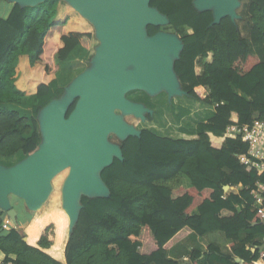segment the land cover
<instances>
[{"label": "trees", "instance_id": "1", "mask_svg": "<svg viewBox=\"0 0 264 264\" xmlns=\"http://www.w3.org/2000/svg\"><path fill=\"white\" fill-rule=\"evenodd\" d=\"M193 1L149 0L168 24L149 25L146 32L149 37L167 32L182 42L173 71L183 96L212 110V116L198 124L193 136L158 135L143 128L138 136L116 140L122 159L114 158L100 172L109 195L82 197L71 233L68 224L61 232L52 224H36L33 214L26 233L18 227L0 229V255L6 263L181 264L168 258L169 247L189 234L201 239L219 231L229 241V253L212 245L192 247L188 264H262L257 247L264 224L252 192L261 195L264 206L259 191L264 170L240 162L248 142L226 129L264 122V0H242L238 23L224 17L216 24L212 12L198 11ZM59 4L8 3L0 16V106L26 107L30 97L36 102L31 118L0 108V159H9L7 166L38 150L36 118L64 93L56 74L60 71L64 86L73 62L92 47L94 32L78 31L79 23L69 20V13L56 21ZM22 58L29 67L25 76ZM32 70L35 76L29 74ZM124 121L135 128L141 122L132 115ZM145 122L154 119L147 114ZM173 180L181 184L168 186ZM224 186L238 190L224 192Z\"/></svg>", "mask_w": 264, "mask_h": 264}, {"label": "water", "instance_id": "2", "mask_svg": "<svg viewBox=\"0 0 264 264\" xmlns=\"http://www.w3.org/2000/svg\"><path fill=\"white\" fill-rule=\"evenodd\" d=\"M44 1L7 2L32 7ZM67 1L93 25L100 46L93 68L77 76L72 81L71 90L63 88V95L41 110L37 118L44 113V138L38 150L10 168L0 166V209L13 227L18 226L17 213L10 204V197L22 200L25 208L35 213L38 210L35 204L46 196L51 178L70 167L64 189V206L72 222L68 224L71 233L82 208L81 198L109 195L100 172L114 158L121 160L122 157L120 146L108 144L107 135L112 132L122 142L128 136L140 133L116 111L123 113L124 117L132 115L142 120L143 114L151 111L126 100L125 92L143 89L153 94L164 88L169 95H184L173 71L182 42L167 32L152 37L147 35V26L168 24L166 16L149 6V0ZM193 5L198 11H211L213 24L224 17L234 22L239 18L236 12L239 0H194ZM67 96L71 97L69 102L58 103ZM75 99V107L66 117L67 109ZM228 188L224 186L223 191ZM80 192H90L91 195H81L77 200ZM257 249H264V237Z\"/></svg>", "mask_w": 264, "mask_h": 264}, {"label": "rangeland", "instance_id": "3", "mask_svg": "<svg viewBox=\"0 0 264 264\" xmlns=\"http://www.w3.org/2000/svg\"><path fill=\"white\" fill-rule=\"evenodd\" d=\"M7 1L8 0H0V15L6 14V11L8 8ZM60 2L62 3L60 5L61 14L69 13V20H75L77 23H79L78 29L82 28L83 30H91L95 32L93 25L88 20H86L83 16H81L78 12H76L75 9L71 7V5L69 4L67 0H61ZM238 16L239 18L235 20L236 23H238L239 20L241 19V15L238 14ZM99 46H100V41L98 40L96 33H94L91 49L88 51H82L80 53L79 59L73 62L74 66L70 74H66L64 76V81H65V85L63 87L64 89L71 90L72 85H73L72 81L80 74L84 72H88L89 70L93 68L94 66L93 60H94L96 51ZM26 65H27V62H26ZM28 70H29V67L25 66L22 70L23 75L26 74ZM36 72H37L36 70H32V72L29 74L31 76H35ZM124 97L128 101L139 103L145 109L151 110L150 113L145 112L143 116L145 120V116L147 114L151 115L154 119V122L148 125V124H144L146 122L141 123L144 120L140 119L141 122L138 124V127H137L138 131H140L143 128H148L150 130L155 131V133H157L158 135L175 136L174 132L176 130L177 125H174V123H172L169 120V113H170L169 106H170L171 112H176L177 105L182 104L185 98L180 97L181 99L183 98V100H181L178 96L169 95L168 92L164 88L159 89L157 92L153 94L143 89H131L125 92ZM70 100H71V97L67 96V97H64L60 101L58 100V103H67ZM26 105L28 106V107L26 106L27 108H19V110L23 115L26 114L27 117L31 118L30 110L36 105V102L34 99H32L29 101V103H26ZM193 107L192 108L190 107L193 112L192 116L191 117L189 116V118L185 119V121H182V127L185 128L188 134H193L196 131V125L198 124L203 113L205 112V111L198 112L199 107L197 105L193 104ZM116 113L118 114L120 118L122 119L124 118L123 113L118 112V111H116ZM43 115L44 113L42 112L40 117L36 118L37 130H38V133L41 139L44 138V133L42 130ZM116 140L121 142V139L115 134H109L106 137V141L110 145H114ZM70 172H71V168L66 167L60 172L56 173L51 178L46 196L40 202L35 204L36 205L35 207L38 208V210L35 213H33V217H36L37 219L36 224H41V222L52 224L53 228L55 227L57 230H59L58 232H61L65 225L67 224L70 225L71 220L70 218H68V215L65 211V206H64V202H65L64 189L66 186V182L69 178ZM180 184H181L180 180L178 181L173 180L172 182L168 184V186L176 187ZM81 195H91V193L90 192H80L79 195L77 196V200L80 198ZM20 202H21L20 206L24 205L22 200H20ZM16 209L18 212H20L21 207H16ZM18 224H19V218L17 219V225Z\"/></svg>", "mask_w": 264, "mask_h": 264}, {"label": "crops", "instance_id": "4", "mask_svg": "<svg viewBox=\"0 0 264 264\" xmlns=\"http://www.w3.org/2000/svg\"><path fill=\"white\" fill-rule=\"evenodd\" d=\"M239 2H240V6H239V8H240L241 4H242V0H239ZM8 3L9 2H7V4ZM243 3L246 4L247 0H243ZM60 5H61V2L59 4V7L57 8L56 21H62L64 19V16H65L64 14H61V6ZM239 8H237V11H236L237 14H238ZM0 16H5V15H0ZM240 30H241V34L244 37H246L248 27L243 25L240 28ZM78 31L83 32L85 30H83L82 28H79ZM22 65H23V68L25 66H27L24 58H22ZM20 67H21V70H23L22 66H20ZM28 72H29V70H28ZM22 75H23V73H22ZM59 77H60V71L56 74V79H57L58 85L60 87H64V86H61L59 84ZM22 82H23V77L19 80V84L17 83V85H20V84L22 85ZM182 97L184 98L185 96H182ZM183 98L182 99L180 98V99L183 100ZM29 99H33V97H30ZM185 100H187V101H185ZM185 100H183L184 102H182V104H178L177 105V111L176 112H171V110H170L169 120L172 123H174V125H177L176 126V130L174 132L175 136H172V137H186L187 135H191V136H193V134L195 135L196 132H197L198 124L204 123L213 114L212 110H210L209 108H205V107L201 106L199 103L194 102L193 100H191V99H189L187 97H185ZM193 104L197 105L199 107V111L198 112H203V111H205V112L201 116L198 124L196 125V131L193 134H188V132H186L185 128L182 127V121H185V119L189 118V116L190 117L192 116L193 112H192L191 108L193 107ZM0 108H5V109H9V110L19 111V113H20L19 108H26V107H25V105H18V104H15V103H9V104L1 105ZM22 116L27 117L26 114L22 115ZM144 122H145V120L143 122H141V123H144ZM144 124H148L149 125V123H147V122L144 123ZM7 161H10V160L9 159H0V166L5 167V168H10V167L16 165L21 160L18 161L17 163H15V164L11 165V166L10 165L9 166L4 165V163H6ZM229 190L237 192L238 188H236V190L228 188L224 192H227ZM9 200H10L11 206L16 210L17 219L19 218V224H18L17 227L19 229H21L24 233H26V230L29 227H31V225H32V219L31 218H32V214L33 213L29 212L25 208L24 205L20 206L21 202H20V200L18 198L13 196V197H10ZM16 207H21L20 212L17 211ZM0 212H3V211L0 209ZM14 228H16V227H14ZM209 245L215 246L223 254H228L229 253V241L225 238L223 233H221L219 231H214V232H210V233L205 234L201 239L198 238L197 236L193 235V234H189L183 240H181L179 243L169 247V249H168V258L171 259V260L180 262V263H183V262H188L189 263V260H188L187 257H188V252L191 250L192 247H197L199 249L205 250L207 248V246H209ZM199 262L201 263L202 261H199Z\"/></svg>", "mask_w": 264, "mask_h": 264}, {"label": "built area", "instance_id": "5", "mask_svg": "<svg viewBox=\"0 0 264 264\" xmlns=\"http://www.w3.org/2000/svg\"><path fill=\"white\" fill-rule=\"evenodd\" d=\"M229 133H239L242 134L244 139L248 142L247 154L240 157V162L245 165H250L259 170H264V122L260 120H254L251 125L243 127H229L226 129ZM259 191L264 194V185L259 186ZM255 199V204L257 205L258 212L262 220H264V206L263 198L260 194L252 192ZM12 225L8 218L4 215L0 218V229L4 231H9ZM260 252V260L264 264V249ZM0 264H10L6 263L0 255Z\"/></svg>", "mask_w": 264, "mask_h": 264}, {"label": "bare ground", "instance_id": "6", "mask_svg": "<svg viewBox=\"0 0 264 264\" xmlns=\"http://www.w3.org/2000/svg\"><path fill=\"white\" fill-rule=\"evenodd\" d=\"M109 134H114V133L111 132V133H109ZM109 134H108V135H109ZM114 145H115V144H114ZM31 184H32V186H33V182H32V181H31Z\"/></svg>", "mask_w": 264, "mask_h": 264}]
</instances>
